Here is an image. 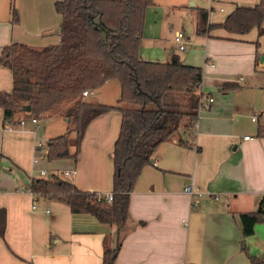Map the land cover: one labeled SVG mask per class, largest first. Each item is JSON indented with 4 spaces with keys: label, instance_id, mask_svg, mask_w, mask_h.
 Here are the masks:
<instances>
[{
    "label": "crops",
    "instance_id": "1",
    "mask_svg": "<svg viewBox=\"0 0 264 264\" xmlns=\"http://www.w3.org/2000/svg\"><path fill=\"white\" fill-rule=\"evenodd\" d=\"M56 1L3 0L0 53L12 42L33 48L59 43L62 17L55 9ZM189 1L179 0L173 5L192 15L195 32L199 8H205L209 22L216 24L236 5L259 2L230 1L232 6L223 19L212 21L209 12L216 8L225 12V0H203L209 2L210 9L193 0L187 4ZM12 2L19 15L16 23L11 21ZM156 6L154 0L149 13ZM157 19L151 33H147L145 22L142 58L167 62L179 55L184 64L199 66L203 51L188 52L192 35L185 33L187 49L180 50L175 34L168 38L162 23L159 32ZM247 34L214 28L203 38L202 89L216 91L214 97L210 95L213 102L200 110L195 129L180 133L188 145L179 144L178 135L158 145L152 163L143 168L131 192L129 217L122 230L90 214L73 213L65 201L47 199L30 189L33 178L73 170L64 178L79 189L111 193L120 111L113 108L90 121L76 159L39 157L36 161V140L48 142L64 133L68 120L54 116L34 121L30 111L23 108L17 114L20 124L6 126L0 107V206L6 209L0 264H102L105 238L110 237L114 246L120 234L116 264H252L242 249L243 242L251 253L264 258L263 222L255 225L252 235L244 236L239 217L240 212L257 210L264 195V136L258 134L264 125V54L259 51V40ZM262 35L258 33V37ZM227 81L239 86L225 92L221 86ZM12 88V69L0 64V90ZM120 94L119 81L110 79L83 99L117 107L121 105ZM51 121L61 129L51 133ZM71 150L74 152L75 146ZM42 162L50 168L36 166ZM188 185L196 190L195 196L184 191Z\"/></svg>",
    "mask_w": 264,
    "mask_h": 264
},
{
    "label": "trees",
    "instance_id": "2",
    "mask_svg": "<svg viewBox=\"0 0 264 264\" xmlns=\"http://www.w3.org/2000/svg\"><path fill=\"white\" fill-rule=\"evenodd\" d=\"M154 0H59L55 9L61 15V40L43 48L20 42L3 47L0 64L12 69L13 88L0 90V107L4 124H20L17 115L25 105L35 119L61 116L68 120L66 131L48 141L51 161L77 158L82 138L90 121L115 108L121 113V127L113 148L114 174L109 202L105 195L79 189L68 179L33 178L30 189L47 199L63 200L73 213H87L100 222L116 225L120 230L129 217L130 195L143 168L152 163L160 143L175 134L178 143L188 145L181 129H195L203 95V68L184 64L179 55L159 62L142 58L141 38L146 11ZM11 21L19 15L11 4ZM214 28L233 34H246L253 28L264 34V0L253 6L236 5L221 23L211 24L208 11L199 8L196 33L206 36ZM110 79L121 86L120 106L83 99ZM239 84L227 81L221 88L227 92ZM264 136V125L258 129ZM75 146L72 152L71 146ZM244 236L264 222V195L259 208L239 213ZM6 209L0 206V237L4 236ZM121 234L111 246L104 240L102 264H116ZM243 251L252 264H264L262 256Z\"/></svg>",
    "mask_w": 264,
    "mask_h": 264
},
{
    "label": "rangeland",
    "instance_id": "3",
    "mask_svg": "<svg viewBox=\"0 0 264 264\" xmlns=\"http://www.w3.org/2000/svg\"><path fill=\"white\" fill-rule=\"evenodd\" d=\"M3 0H0V9H2V5L1 2ZM9 2V0H7ZM11 1V0H10ZM157 3V6L155 9H153V13L148 11V9L150 10V7H148L147 11H146V21H147V26H148V31L147 33H151L152 32V28H154L155 26V19H157L158 21V25H156V27H159V32H161V23L164 29V33L165 35L170 38L175 34L176 30H184V32L187 34H191L192 38H191V42H189V46H188V52L189 51H194V52H202L200 59H201V64L199 66H201L203 68L204 63H205V46L202 43L203 38L205 36L203 35H197L196 32L194 31L195 28V20L193 19L192 15L188 12L185 11L184 8L177 6L175 7L173 4H176V2H178L179 0H155ZM192 1V0H191ZM191 1L187 2V4L191 5ZM193 1H197L199 6H205L207 9H210V4L209 2H204L203 0H193ZM226 2L224 3L225 12H220L219 8H216L215 10L210 11V18L212 21H219L222 20L223 17L228 13V10L231 8L232 3L230 1H236L238 3H242V4H250L253 3L252 0H225ZM177 5V4H176ZM189 7V6H188ZM189 11H191V8L189 7L188 9ZM147 12H148V16H147ZM146 30V26L144 28V31ZM247 37L252 39V40H259V51H261L264 54V34L262 36L258 37V31L256 28H253L248 34ZM210 89V88H209ZM211 90V89H210ZM212 92H210L208 90V87H205L204 89V95H214L216 94L215 90H211ZM92 96L88 97V99H90ZM62 118V117H61ZM45 120V119H42ZM54 121H51L50 123V131L51 133H54V131L61 129L60 125L54 124ZM184 128L181 129V133L184 132ZM58 133V132H56ZM175 136H177V134H175ZM38 168H50L49 164H47L46 162H42L39 165H36ZM54 168V167H53ZM45 177L48 178H52L51 173H47L46 175H44ZM264 224V222L262 223Z\"/></svg>",
    "mask_w": 264,
    "mask_h": 264
},
{
    "label": "built area",
    "instance_id": "4",
    "mask_svg": "<svg viewBox=\"0 0 264 264\" xmlns=\"http://www.w3.org/2000/svg\"><path fill=\"white\" fill-rule=\"evenodd\" d=\"M186 34L184 31H176L175 33V37H174V41L177 44L178 48L180 50H186L187 46H186ZM89 91L85 90L83 92V95H87ZM203 92V89H202ZM213 102V97L210 95H203L201 96L200 99V105H199V112L201 109H207L210 107L211 103ZM253 120H257L256 116H253L252 118ZM37 119H34V121H36ZM245 138H249L248 136H246ZM49 150H50V146L49 143L45 140V139H37L36 143H35V151H36V158L35 160L37 161V159L39 157H48L49 154ZM73 172V170H65L63 172L62 175H59V177L64 178L65 176H69L71 173ZM42 174H46L47 171L46 170H41ZM184 191L191 195V196H195L196 195V190L193 189V187L191 185H188L184 188ZM113 198V194L112 193H108L105 195V199H107V201H111ZM47 212H49V209H47Z\"/></svg>",
    "mask_w": 264,
    "mask_h": 264
},
{
    "label": "water",
    "instance_id": "5",
    "mask_svg": "<svg viewBox=\"0 0 264 264\" xmlns=\"http://www.w3.org/2000/svg\"><path fill=\"white\" fill-rule=\"evenodd\" d=\"M25 110H27V111H30V105H25L24 107H23Z\"/></svg>",
    "mask_w": 264,
    "mask_h": 264
}]
</instances>
